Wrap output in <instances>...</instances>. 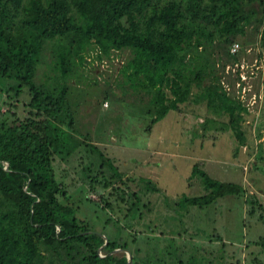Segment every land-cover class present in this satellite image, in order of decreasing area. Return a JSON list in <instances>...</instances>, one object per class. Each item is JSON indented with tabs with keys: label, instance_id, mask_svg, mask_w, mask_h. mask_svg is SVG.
<instances>
[{
	"label": "trees",
	"instance_id": "trees-1",
	"mask_svg": "<svg viewBox=\"0 0 264 264\" xmlns=\"http://www.w3.org/2000/svg\"><path fill=\"white\" fill-rule=\"evenodd\" d=\"M236 42L241 48L233 55ZM256 43L264 64V0H0V264H129L127 252L131 264H185L187 242L181 239L173 238L180 241L175 250L169 244V263L156 249L141 257L137 233L127 241L115 231L95 232L78 216L67 189L68 170L59 169V160L77 164L91 190L116 192L114 203L122 212L141 201L97 145L76 139L69 83L83 78L89 56L103 60L128 52L120 73L145 92L143 102L153 115L149 131L182 105H205L228 118L221 129L238 140L234 156L244 146L251 156L248 132L257 118L225 90L217 65L222 57L241 63L246 46ZM47 58L51 74L43 71L46 81L40 83ZM229 84L234 87L236 80ZM261 118L264 128V112ZM258 161H264L262 150ZM192 177L202 180L207 194L178 204L204 208L227 195H247L243 186L217 181L198 164ZM251 197L249 213L259 210L264 223V208ZM99 198L102 209L115 210L107 197ZM254 246L257 253H249L247 261L264 264V236L245 249Z\"/></svg>",
	"mask_w": 264,
	"mask_h": 264
},
{
	"label": "rangeland",
	"instance_id": "rangeland-1",
	"mask_svg": "<svg viewBox=\"0 0 264 264\" xmlns=\"http://www.w3.org/2000/svg\"><path fill=\"white\" fill-rule=\"evenodd\" d=\"M248 33L252 34L253 29ZM236 43L241 45V42ZM257 48V43L246 46L247 52L240 61L254 69L253 78H248L254 85L253 93L264 79V64L258 58ZM128 57V52L103 60L97 59L95 54L89 56L85 69L80 71L83 78L69 83L70 102L76 118V139L97 145L113 162L116 172L126 176L124 181L132 190L131 194H138L141 204L135 208L131 204L127 209L125 206L122 212L117 207L119 204L114 203L116 192L100 186L91 190L83 180L86 174L77 164L59 160V169L68 170L67 189L75 208H79L78 216L95 232L115 231L116 237L127 241L137 233L141 257H147V250L156 249L158 256L168 262V246L171 243L172 248L177 249L180 241L173 240L177 238L187 242L185 264L192 256L191 264H250L248 254L257 253V249L254 246L246 250L245 246L264 236V223L259 221L261 212L257 210L251 215L248 203L254 194L264 208V161L256 163L258 152H264V128H259L264 107L254 131L251 135L248 132L254 146L251 156L247 146L234 156L238 140L231 130L221 129L228 118H218L205 105H182L180 112H170L149 131L153 115L148 112L146 101L143 102L145 92L125 82L120 73ZM48 59L41 66L40 83L46 81L43 71L51 74ZM221 60L223 63L219 61L217 69L231 82L232 77L226 73L227 59L222 57ZM107 105L109 109L104 107ZM255 106L254 113L260 108L258 104ZM5 111L3 108L2 112ZM209 119L215 120V124L207 122ZM84 151L90 154V148ZM196 164L217 181L243 186L247 195H227L204 208L178 204L183 198H200L207 194L202 180L192 177ZM149 181L151 185L147 184ZM100 195L114 203V211L102 209ZM86 198L95 202H88ZM125 211L130 212H127L128 218L124 217Z\"/></svg>",
	"mask_w": 264,
	"mask_h": 264
},
{
	"label": "built area",
	"instance_id": "built-area-1",
	"mask_svg": "<svg viewBox=\"0 0 264 264\" xmlns=\"http://www.w3.org/2000/svg\"><path fill=\"white\" fill-rule=\"evenodd\" d=\"M241 46L239 43H236L233 45L231 49V54H237L240 50ZM96 55V53H95ZM246 63H236V64H228L226 68L227 76H231L232 80H236V84L234 87H232L229 82H227V78H223V87L225 90L231 94H235L236 98L241 101V103L247 107L248 111L253 114L254 113V106L259 105L260 108H258V111L255 112L253 115L256 116L258 119L261 113V108L264 107V102L258 103L257 98H259V101H264V84L260 83L256 89V92L253 93L254 85L251 84L248 78H253L254 75V69ZM240 71L239 77L237 75V72ZM263 103V104H262ZM256 107V106H255ZM257 108V107H256Z\"/></svg>",
	"mask_w": 264,
	"mask_h": 264
},
{
	"label": "water",
	"instance_id": "water-1",
	"mask_svg": "<svg viewBox=\"0 0 264 264\" xmlns=\"http://www.w3.org/2000/svg\"><path fill=\"white\" fill-rule=\"evenodd\" d=\"M126 254H127L128 263L131 264V255L129 252H127Z\"/></svg>",
	"mask_w": 264,
	"mask_h": 264
},
{
	"label": "crops",
	"instance_id": "crops-1",
	"mask_svg": "<svg viewBox=\"0 0 264 264\" xmlns=\"http://www.w3.org/2000/svg\"><path fill=\"white\" fill-rule=\"evenodd\" d=\"M105 108H107V109H109L110 107H109V105H107V106H104Z\"/></svg>",
	"mask_w": 264,
	"mask_h": 264
}]
</instances>
